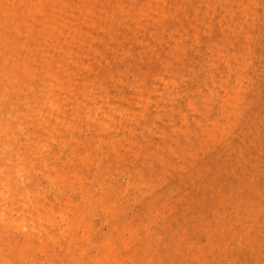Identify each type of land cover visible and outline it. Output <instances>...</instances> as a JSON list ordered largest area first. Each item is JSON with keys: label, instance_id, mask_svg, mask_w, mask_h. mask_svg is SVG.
I'll return each mask as SVG.
<instances>
[{"label": "rangeland", "instance_id": "rangeland-1", "mask_svg": "<svg viewBox=\"0 0 264 264\" xmlns=\"http://www.w3.org/2000/svg\"><path fill=\"white\" fill-rule=\"evenodd\" d=\"M0 264H264V0H0Z\"/></svg>", "mask_w": 264, "mask_h": 264}]
</instances>
